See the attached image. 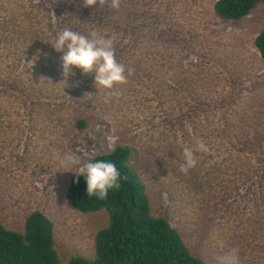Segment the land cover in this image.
Instances as JSON below:
<instances>
[{"label":"rangeland","instance_id":"obj_1","mask_svg":"<svg viewBox=\"0 0 264 264\" xmlns=\"http://www.w3.org/2000/svg\"><path fill=\"white\" fill-rule=\"evenodd\" d=\"M80 1L0 0L4 225L24 232L40 209L54 223L62 264L95 258L109 211L80 212L68 202L78 168L62 167L55 154L86 162L123 144L153 214L191 252L207 264H264V161L253 163L264 150V58L255 46L264 3L232 21L215 13L217 0H120L118 10L109 0L84 6L88 15L77 13ZM65 27L113 38L116 59L134 70L127 83L96 87L94 74L79 68L66 81L64 53L52 46ZM199 141L208 151H195ZM185 147L197 160L187 174L179 170Z\"/></svg>","mask_w":264,"mask_h":264},{"label":"trees","instance_id":"obj_2","mask_svg":"<svg viewBox=\"0 0 264 264\" xmlns=\"http://www.w3.org/2000/svg\"><path fill=\"white\" fill-rule=\"evenodd\" d=\"M78 3L77 13L92 12L84 10L83 1ZM260 3L264 0H217L214 10L225 20L237 21ZM35 30L36 26L29 32ZM255 46L264 58V28L256 35ZM85 124L80 120L77 125L83 128ZM131 149L117 144L90 158L113 162L121 174V187L110 189L106 199L89 198L86 178L80 175L76 183L77 173L73 174L66 193L68 202L85 213L106 209L110 219L95 236L96 257L75 256L67 264H207L202 256L191 252L166 217L153 214L146 184L137 165L130 163ZM256 156L259 161L253 163L264 161V150ZM54 228L53 221L40 209L28 214L24 232L7 228L0 217V264H62L55 248Z\"/></svg>","mask_w":264,"mask_h":264},{"label":"clouds","instance_id":"obj_3","mask_svg":"<svg viewBox=\"0 0 264 264\" xmlns=\"http://www.w3.org/2000/svg\"><path fill=\"white\" fill-rule=\"evenodd\" d=\"M85 7H93L99 3L101 6L109 4V0H83ZM109 7L119 9L120 0H111ZM56 22L54 14L53 23ZM52 46L57 52L64 53L61 57L63 76L66 81L73 75V68H79L85 75L94 74L95 86L104 89H113L117 85L126 84L128 76L134 71L125 67L116 59L113 38L100 35L96 31L84 35L65 27L60 30ZM36 60L34 57L33 60ZM31 63V62H29ZM195 151H208L203 141L197 142ZM62 167H77V180L82 175L86 178L87 194L99 199H106L110 189L121 187V174L111 161L88 159L86 162L75 152L64 153L61 157L55 154ZM197 160L192 148L183 149V160L179 170L185 174L196 166Z\"/></svg>","mask_w":264,"mask_h":264}]
</instances>
